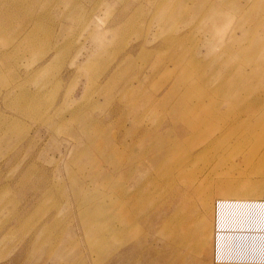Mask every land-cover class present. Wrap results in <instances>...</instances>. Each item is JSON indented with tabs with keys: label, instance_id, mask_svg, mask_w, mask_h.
Masks as SVG:
<instances>
[{
	"label": "rangeland",
	"instance_id": "obj_1",
	"mask_svg": "<svg viewBox=\"0 0 264 264\" xmlns=\"http://www.w3.org/2000/svg\"><path fill=\"white\" fill-rule=\"evenodd\" d=\"M261 1L0 0V264H264L216 262L222 194L195 253L165 240L159 212L173 158L164 143H175L190 81L213 89L224 78L246 105L264 98ZM259 159L233 153L218 170L260 183L228 199L264 198Z\"/></svg>",
	"mask_w": 264,
	"mask_h": 264
},
{
	"label": "bare ground",
	"instance_id": "obj_2",
	"mask_svg": "<svg viewBox=\"0 0 264 264\" xmlns=\"http://www.w3.org/2000/svg\"><path fill=\"white\" fill-rule=\"evenodd\" d=\"M261 2L264 3V0ZM261 63L264 62L261 61ZM188 71V66L187 68L184 67L183 77L177 81L178 87L185 84L189 74ZM200 79L197 80L196 78L190 81L186 91L174 107L177 122V127L174 130L175 143L172 145V140L164 143V146L172 148L169 152L173 154V158L167 159L166 157L163 163V169L169 174V178L165 183L167 185L166 199L159 208L160 215L162 218L164 217L162 219L163 236L165 240L173 241L178 247L188 249L190 253L202 249L208 243V226L205 216L210 211L212 195L217 192L226 198L217 201L219 210L218 227L221 229L217 231L219 232L217 234L218 257L226 261H236L238 258L247 259L251 262L253 260L264 261V222L260 220L258 222L260 215L264 217V198L262 200L228 199L230 196L248 197L256 193L260 188V183L252 182L250 179L236 183L231 179L227 180L225 175L218 172L226 165L228 158L233 153L242 155L246 163H252L254 155L260 154L257 164L260 166L264 164V98L261 97L259 102H251V104L246 105L241 100L242 92L232 91L231 82L226 79L223 78L220 86L213 89L207 84L204 87H199ZM222 85L226 89H223ZM177 86L176 88H178ZM219 95L223 97L222 100L220 98L218 101L217 96ZM253 140L256 141L250 148L249 146L253 143ZM205 156L209 158L205 160ZM201 160H205L203 166L199 165ZM257 167L253 168L256 169ZM258 168L259 172L264 173L262 166ZM117 193L125 195L122 190L117 191ZM125 196L126 200L134 198L133 194H126ZM177 197L180 198V204L174 213L168 216V210ZM256 207L260 211L257 212L259 215L252 211ZM117 209L120 210L119 205ZM224 228L225 231H223ZM247 228L253 229L250 234H247ZM138 237L140 236L138 235ZM166 242L168 243V241ZM246 244L247 247L244 249ZM251 249H254L253 253L251 252L252 254L248 252ZM256 250L259 252L257 251L258 253L254 255ZM245 253L251 259L242 257ZM246 254L245 256H247ZM117 255L118 253L116 257ZM122 255L120 254L119 258ZM163 256L161 257L165 260L166 258H163ZM119 258L117 257L116 260L119 261ZM191 258L190 262H193L192 264H199L198 260ZM164 264L168 263L165 262ZM174 264L186 263L184 258L179 257L174 261Z\"/></svg>",
	"mask_w": 264,
	"mask_h": 264
},
{
	"label": "built area",
	"instance_id": "obj_3",
	"mask_svg": "<svg viewBox=\"0 0 264 264\" xmlns=\"http://www.w3.org/2000/svg\"><path fill=\"white\" fill-rule=\"evenodd\" d=\"M258 202H262V201H258ZM255 214H257V212H260L259 210H257V207L255 208V209H253L252 210ZM257 215H259V214H257ZM217 221H218V218H217ZM219 228L217 227V230H218ZM215 260H216V262H218V263H223L224 261H220L219 259H218V256H216V258H215ZM254 262H256V261H254Z\"/></svg>",
	"mask_w": 264,
	"mask_h": 264
}]
</instances>
